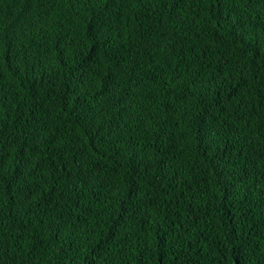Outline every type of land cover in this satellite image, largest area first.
<instances>
[{
	"label": "trees",
	"instance_id": "obj_1",
	"mask_svg": "<svg viewBox=\"0 0 264 264\" xmlns=\"http://www.w3.org/2000/svg\"><path fill=\"white\" fill-rule=\"evenodd\" d=\"M3 1L0 264H264V0Z\"/></svg>",
	"mask_w": 264,
	"mask_h": 264
},
{
	"label": "clouds",
	"instance_id": "obj_2",
	"mask_svg": "<svg viewBox=\"0 0 264 264\" xmlns=\"http://www.w3.org/2000/svg\"><path fill=\"white\" fill-rule=\"evenodd\" d=\"M35 1L39 2V0H35ZM41 1L45 2V0H41ZM14 2H15V0H4L3 1V4H4L3 7H4L5 11H6V14L10 12V8L11 7L16 5ZM32 4H34V3L29 4L27 6V8L30 7Z\"/></svg>",
	"mask_w": 264,
	"mask_h": 264
},
{
	"label": "bare ground",
	"instance_id": "obj_3",
	"mask_svg": "<svg viewBox=\"0 0 264 264\" xmlns=\"http://www.w3.org/2000/svg\"><path fill=\"white\" fill-rule=\"evenodd\" d=\"M136 1H138V0H136ZM139 1H140V0H139ZM146 1H147V0H146ZM152 3H153V2H152ZM139 4H140V3H139ZM145 4H146V3H145ZM145 4H142V6L145 5ZM147 5H148V3H147ZM147 5H146V7H147ZM144 7H145V6H144ZM257 177H258V176H257ZM125 227H126V226H125ZM60 242H61V241H60Z\"/></svg>",
	"mask_w": 264,
	"mask_h": 264
}]
</instances>
